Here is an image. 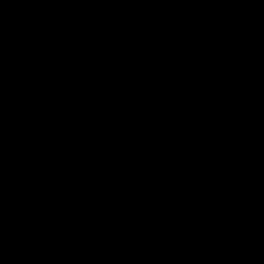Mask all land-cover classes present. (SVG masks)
Wrapping results in <instances>:
<instances>
[{
    "label": "water",
    "instance_id": "water-1",
    "mask_svg": "<svg viewBox=\"0 0 264 264\" xmlns=\"http://www.w3.org/2000/svg\"><path fill=\"white\" fill-rule=\"evenodd\" d=\"M0 264H264V0H0Z\"/></svg>",
    "mask_w": 264,
    "mask_h": 264
}]
</instances>
